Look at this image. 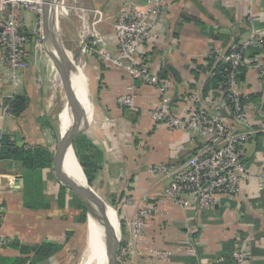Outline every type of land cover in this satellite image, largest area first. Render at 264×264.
I'll use <instances>...</instances> for the list:
<instances>
[{
	"label": "crops",
	"instance_id": "0c3cea01",
	"mask_svg": "<svg viewBox=\"0 0 264 264\" xmlns=\"http://www.w3.org/2000/svg\"><path fill=\"white\" fill-rule=\"evenodd\" d=\"M71 1L72 4H67L66 0H57L54 29L68 60L82 70L88 81L89 93L86 83L82 101L84 117L75 137H81L87 146L86 163L93 176L90 188L116 215L117 264H235L231 255L243 246L249 252L243 264H264V186L259 188L257 180L264 174V79L251 67L241 74L248 113L245 125L238 128L257 130L239 148L240 159L251 177L236 198H222L212 210L180 208L160 199L169 180L148 168L185 159L204 143L203 138L154 124L149 112L158 101L155 88L104 62L98 51H91L90 45L81 50L83 44H89L95 29L104 38V47L114 54L117 45L112 23L119 9L134 1L142 10L155 0ZM161 3L158 39L146 41L142 50L149 68L167 85L173 112H187V96L198 94L211 112H219L231 124L229 111L213 83L214 75L207 73L205 56L210 51L215 53L207 65L216 70L220 55L234 41L247 38L249 28L245 19L250 12L256 15V22L264 31V0H161ZM93 9L101 12V21L93 17ZM30 14L32 17L25 16L23 28L28 67L14 88L8 82L3 84L6 95L22 97L26 103L18 114L10 109L3 114L0 110V138L9 135L16 146H42L50 152V166L41 171V193L47 206L37 210L26 208L24 172L18 163L0 160V201L7 209L2 233L9 242L0 243V264H65L73 256L74 232L81 224H87V218L84 223L77 222L80 211L69 204L71 191L59 181L52 162L60 137V113L53 108V91L59 82L65 97V79L45 50L43 34L37 40L33 29L37 14ZM60 28L67 43L59 37ZM37 42H41L44 54ZM245 58L264 63V40L261 46L247 50ZM4 66L0 52V70ZM129 86L135 94L137 110L120 107L116 102ZM255 110H261V115ZM60 185L66 188L62 205L57 200ZM127 196L154 208L146 222L141 247L131 244L127 230V223L136 213L135 205H124ZM42 244L57 245L59 249L39 260L36 248ZM190 248L193 252L188 251ZM123 249L126 253L120 257Z\"/></svg>",
	"mask_w": 264,
	"mask_h": 264
},
{
	"label": "built area",
	"instance_id": "2783aa9c",
	"mask_svg": "<svg viewBox=\"0 0 264 264\" xmlns=\"http://www.w3.org/2000/svg\"><path fill=\"white\" fill-rule=\"evenodd\" d=\"M136 2L123 4L112 23V31L116 38V52L112 54L104 47V38L95 29L89 39V44H83L82 49L90 45L91 51H98L104 62L121 68L130 76L142 83L155 88L158 101L151 108L149 117L156 125H164L170 130H184L201 136L204 143L195 153L179 162H161L149 166V171L155 175L168 178L169 184L160 193V199L168 200L180 208H198L212 210L222 198L234 199L241 186L250 176L245 164L239 156V148L248 142L257 132L254 129H242L248 113L246 95L242 89L241 74L243 69L251 67L256 70L258 77L264 79V63L249 61L245 58V51L249 48L261 46L264 31L259 28L254 14L251 12L245 19L249 32L245 40L234 41L229 49L220 55L223 76L216 83L218 95L223 100L224 107L229 111L228 124L218 113L210 111L208 103L198 94H190L186 98L187 112L176 114L170 103L167 85L154 73L147 64V56L142 50L148 40H157V17L163 7L161 0H155L151 6L142 10ZM42 0H0V52L4 61V68L0 70V110L7 113L13 95H6L3 91L4 82L13 88L20 82L22 72L28 67L24 56L27 42L23 31L25 13H35L34 32L38 39L42 36L41 28ZM93 17L101 21L99 10H91ZM210 51L206 57L207 73L214 75L207 63L214 57ZM117 104L130 110H137L133 89L126 87L125 93L117 97ZM207 103V104H206ZM261 115V110H255ZM258 187L264 186V174L257 177ZM124 205L136 206V213L127 223V230L131 236V244L141 247L145 239V225L154 212L146 202L136 201L127 196ZM7 209L0 201V243L8 244L2 233V222ZM193 252L192 248L188 249ZM126 250L121 251L123 257ZM248 248L241 247L232 253L235 264H243L248 257ZM160 256L157 254V257Z\"/></svg>",
	"mask_w": 264,
	"mask_h": 264
},
{
	"label": "water",
	"instance_id": "95a60500",
	"mask_svg": "<svg viewBox=\"0 0 264 264\" xmlns=\"http://www.w3.org/2000/svg\"><path fill=\"white\" fill-rule=\"evenodd\" d=\"M47 1V4H42L41 12V26L43 34L44 47L47 54L54 60L58 68L60 69L61 75L65 82V92L66 95L71 93V100H78L77 106L74 108V104H71L73 110L69 116V124L67 127L66 134L64 136L60 135L59 142L56 151L52 157V162L56 171V175L59 181L66 186L77 198L81 201L84 210L86 212L87 218H90L97 226V243L96 249L98 253L97 264H109L112 255L111 242H110V232L108 222H106V211L105 204L101 199L95 196L92 189L90 188L84 173L79 165L73 148L72 142L74 137L79 133V126L84 117L85 107L81 101L74 96V92L71 86H67L66 78L72 80V77L78 73V66L70 62L64 56V48L58 39L56 31L54 29V20L56 18V6L57 0H43ZM43 2V3H44ZM80 74L84 76L87 83L88 92V81L82 70ZM66 77V78H65ZM72 151V157L74 164L79 168V172L75 170L73 162L68 158L69 151ZM20 178V176H18ZM84 179V181H82ZM16 184L18 180L16 179ZM94 202L97 203L99 211L96 210ZM117 249L118 242L115 238V251H114V262L117 264Z\"/></svg>",
	"mask_w": 264,
	"mask_h": 264
},
{
	"label": "trees",
	"instance_id": "16d2710c",
	"mask_svg": "<svg viewBox=\"0 0 264 264\" xmlns=\"http://www.w3.org/2000/svg\"><path fill=\"white\" fill-rule=\"evenodd\" d=\"M251 48L247 49L250 50ZM246 50V51H247ZM245 51V53H246ZM214 56V55H213ZM214 57L207 59L211 62ZM222 64H220L216 70H214L213 83L216 85L218 81L221 80L223 73ZM26 101L22 97H13L10 103V110L18 114L23 110ZM86 144L81 139V137H75L72 142V148L75 154V157L81 166V169L84 173V176L89 185L93 183V176L88 169V165L86 163V156L85 151L87 150ZM0 160L9 161L18 163V167L20 170L24 172V189H23V204L28 209H42L45 208L46 199L44 198L43 194L41 193L42 181H41V171L43 168L50 166V152L42 147H27L24 148L16 146L10 140L9 135H4L0 138ZM65 193L66 188L60 185L59 194L57 200L62 205V202L65 201ZM72 195L69 204L73 206V208L80 211L79 215L77 216V222L84 223L86 221V212L81 201L70 192ZM121 226H123L122 221H120ZM59 247L57 245L51 244H42L38 246L36 250L38 251V259L42 260L46 257L53 254ZM233 259V258H232ZM234 262V260H233Z\"/></svg>",
	"mask_w": 264,
	"mask_h": 264
},
{
	"label": "bare ground",
	"instance_id": "6f19581e",
	"mask_svg": "<svg viewBox=\"0 0 264 264\" xmlns=\"http://www.w3.org/2000/svg\"><path fill=\"white\" fill-rule=\"evenodd\" d=\"M44 1L42 0V3ZM43 4H47V1H45ZM63 6V5H62ZM61 7V6H60ZM61 9V8H60ZM58 14H60L58 12ZM83 50V49H81ZM64 56L68 59L66 51L64 50ZM78 73L76 75H74L72 77V81L69 78H66V84L67 86H70V84H72L73 86V92H74V96H76L82 103L83 98H84V94H85V88H86V79L84 78V76H82V74H80V68L78 67ZM73 96H71V93H68V95L65 94V97H63L65 99V106L62 109V111L60 112V135L64 136L66 134L67 131V127L69 124V116L71 115V111L73 110V108L71 107V104H74V108H76L77 104L76 103L78 100H71ZM59 101V100H58ZM63 107V106H62ZM61 107V108H62ZM70 108L68 110V108ZM68 158L71 159V161L73 162V157H72V151L70 150L68 153ZM73 165L75 167V170L77 172H79V168L77 167L76 164ZM82 181H84V179H82ZM94 206L96 208V210L101 214V212L99 211V207L97 205V203L94 202ZM105 211H106V222H108V226H109V232H110V242H111V251H112V255L110 258V263L109 264H113L114 262V247L113 245L115 244V238H116V234H118V224H117V219H116V215L114 214V210L111 208H108L105 206ZM87 225H88V234H87V240H86V244H85V248L82 252V257L80 260L79 264H97V258H98V253H97V249H96V233L98 231L96 224L90 219L87 218ZM113 244V245H112ZM115 246V245H114Z\"/></svg>",
	"mask_w": 264,
	"mask_h": 264
},
{
	"label": "rangeland",
	"instance_id": "374dc122",
	"mask_svg": "<svg viewBox=\"0 0 264 264\" xmlns=\"http://www.w3.org/2000/svg\"><path fill=\"white\" fill-rule=\"evenodd\" d=\"M66 1L68 2V3L66 2L67 4H72L71 0H66ZM71 9L75 10L76 8L72 7ZM24 15L32 17V14H30V13L29 14L25 13ZM58 33H59V37H60L61 41H63L64 43H67L65 36H63V32H62L61 28H60ZM37 40L39 41L38 38H37ZM37 43L40 44L41 42H37ZM38 48H40L41 53L44 54V50L41 47V44L38 46ZM55 86L56 87L53 91V95H54V107L53 108H55L57 111V114H59L61 112V110L63 109V107L65 106V99L63 98L64 96H63V92H62V89H61L59 82L56 83ZM88 93H89V91H88ZM114 214H115V212H114ZM87 228H88V225L86 223H84V224H81L80 226H78V229L74 232V236H73L74 242L71 245V248H72L71 254L73 256L70 258L69 263H65V264H79L80 263L81 251L85 246L86 236H87L88 230H89V228H88V230H87Z\"/></svg>",
	"mask_w": 264,
	"mask_h": 264
}]
</instances>
